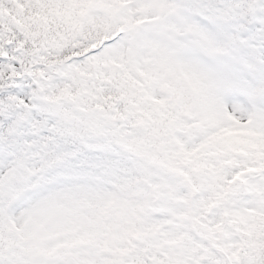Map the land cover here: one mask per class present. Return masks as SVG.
Segmentation results:
<instances>
[{"label": "snow or ice", "instance_id": "6c2138e0", "mask_svg": "<svg viewBox=\"0 0 264 264\" xmlns=\"http://www.w3.org/2000/svg\"><path fill=\"white\" fill-rule=\"evenodd\" d=\"M0 264H264V0H0Z\"/></svg>", "mask_w": 264, "mask_h": 264}]
</instances>
